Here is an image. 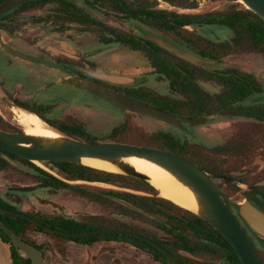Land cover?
Returning a JSON list of instances; mask_svg holds the SVG:
<instances>
[{"label": "trees", "instance_id": "16d2710c", "mask_svg": "<svg viewBox=\"0 0 264 264\" xmlns=\"http://www.w3.org/2000/svg\"><path fill=\"white\" fill-rule=\"evenodd\" d=\"M2 1L3 0H0V2ZM163 1L180 9H196L199 2L202 0ZM38 5L54 6V8L51 9L46 16L36 18L38 23L49 25V27L53 30L64 31L68 24L78 23L87 30L98 31L101 42L107 45L121 44L132 51L141 52L150 63L153 73L168 82L170 89L178 95V98H165L147 90L144 87L131 89V93L129 92L127 94L174 115L188 117H198L202 115H227L228 117L238 116L264 122V104H252L249 106L244 105L248 100L252 99L256 93L257 95L263 93V90L254 75L249 73H240L236 69H227L225 70L226 73L219 75L199 68L201 72L214 76L217 79L216 81L223 88L222 92L218 94H210L203 90L198 83H196L192 73L193 70L197 69L196 66L173 56L141 35L130 34L127 32L125 33L120 29L108 26L103 21H100L99 19L97 20V18L92 16L90 13L94 10L100 11L103 8L116 10L119 17L124 20H132L141 23L149 29L171 36L181 46L204 59L218 60L219 62H222L223 58L230 53L251 50L264 54V20L251 10L243 7L241 3L230 4L227 9L221 11L192 14L180 13L174 10L159 9L157 0H142V2L139 0H132L131 2L128 0H82L80 4L75 0H36L23 4L12 10L10 13L22 11L27 7ZM206 26L223 27L231 31L232 36L227 41L213 40L206 34H202V28ZM186 27H191L192 30H187ZM181 69L186 71V73L181 71ZM47 112V110H40L39 112L35 111L40 119L62 133L83 139L87 142H97V138L88 133L84 127L66 124L54 118H50ZM0 128L3 130L21 131L18 128L6 126L1 118ZM120 130V128H117L112 135L115 136L118 132V137ZM117 137L113 140L120 141ZM164 139H167V141L172 143H178L181 141V139L174 134L166 131H159L151 136L148 144L161 145V143L164 142ZM222 148L223 146L216 148L215 150H221ZM12 161H20L23 165L34 169V171L38 173V178L40 179L41 186L43 187L55 190H58L61 187L78 190L84 188L85 190L82 191L87 194L86 186H74L59 180L37 167L33 162L15 154L0 150V170L6 168ZM53 164L57 166L69 180L110 182L121 178L112 172L95 169L81 164L68 162H55ZM138 181L146 189H153V187L147 182L143 180ZM29 190L30 188H24L20 191L26 192ZM245 193L254 203L256 199H259V196L264 198L263 192L246 191ZM109 194L115 196H126L129 200L134 201L137 206L142 207L150 205L149 202L154 201L150 198L125 193L117 194L113 191H109ZM0 208L18 210L17 207L11 205L1 196ZM151 213L155 214L152 211ZM0 218L16 234L40 250H43L44 246L37 245L35 242L25 239V236L30 231L33 230L48 234L52 237L56 236L55 234L47 232L41 227H38L30 221L20 217L0 214ZM36 218L53 229L67 233H78L96 228L64 216L51 219H44L40 216H36ZM169 219L176 220L175 217H169ZM176 221L181 222L180 228L183 229V231H191L193 235L198 238V250L211 253L219 251L224 254L228 264H242L236 251L230 243L205 220L195 215H191L190 218L183 217L181 221L178 219ZM104 237H122L130 239L144 251L153 253L157 260H162L171 264L168 258L152 245L137 238L125 235L101 234L67 239L81 244H93L100 238ZM0 238L10 247L12 264H32L30 259H25L19 254L11 239L1 227ZM182 238L185 241L184 243L189 245L187 242L188 238L184 235H182ZM162 244L168 249L166 244ZM188 250L191 251L192 248L190 247ZM179 260L182 264H188L181 258H179Z\"/></svg>", "mask_w": 264, "mask_h": 264}, {"label": "flooded vegetation", "instance_id": "af4514ba", "mask_svg": "<svg viewBox=\"0 0 264 264\" xmlns=\"http://www.w3.org/2000/svg\"><path fill=\"white\" fill-rule=\"evenodd\" d=\"M75 1L79 2V4H80V2L82 0H75ZM157 1H159V0H157ZM16 8H18V7H16ZM28 8H30V7H27L26 9H28ZM14 9H12V10H14ZM159 9H161V8H159ZM11 11H9L8 13H6L0 17V95H2L3 98H5L9 101L12 100L15 103H17L19 106H21V107L29 110L30 112L34 113V114H32V113H29V112H26V111H23L20 109H16L13 107L12 111L15 114V120L17 121L19 126L22 127L21 128L19 126H15V128H18L21 131L27 130L25 125L22 123V115L20 114L21 111L32 116V117H34L37 120L40 118L35 113V111L39 112L40 110H43V111L47 110L48 116L50 117L51 115L56 113L55 109H56L57 105L60 104L61 102H63V103L64 102L65 103H72L73 102V103L79 104V103H82V102L88 100L90 103H94L97 105L99 103L102 106L109 109L110 111H120L121 114H125V113L134 114L131 112L122 111V110L118 109L116 106L109 103L108 101L99 98L98 96L94 95L91 92H88L86 90H82L81 88H79L75 85L76 81L80 82L83 80H88V81H92V82L102 84L108 88H111V89L116 90L118 92H121L125 95L133 97L132 95H129L127 93L132 91L131 89L141 88V87H143V85L137 84V85L131 86V87L115 86V85H111L105 81H102L93 75V74H98V73L115 74L111 71L99 70L98 66L96 64L94 65L93 62L90 60V57L97 55L98 52H101L102 49H105V48H108V47H111L114 45H121V44L107 45V44L101 42V40H100L101 44H103L104 47L102 49L95 50V51L91 52L90 55H88L87 53L84 52L81 54L79 53L78 56H69V55H65L62 57L54 56V55L48 53L47 51H45L44 49H41L39 45L34 43L35 41L26 34V30L14 28V25L16 24L15 23L16 19L19 18L21 15L17 14V12L10 13ZM114 11H116V10H114ZM174 11H178V10H174ZM178 12H180V11H178ZM91 15H92V13H91ZM109 16H114L116 18H119L122 22H128V23L135 22L132 20L127 21V20L122 19L121 17H119V14L117 11L114 13L111 12V14L109 13ZM36 18H38V17H36ZM36 18H33L34 24L35 25L48 26L46 32L49 34L66 33V32H68V28L70 25H77L84 32H94L95 33V31H91V30H87V29L83 28V26L81 24H78V23L68 24L67 28L64 31H56V30L51 29L49 27V25H45L43 23L42 24L38 23L36 21ZM97 20H98V18H97ZM100 21H102V20H100ZM103 22L105 24H107L105 21H103ZM108 26H110V25H108ZM111 27H113V26H111ZM114 28H117V27H114ZM117 29H120V28H117ZM186 29L192 30L191 27H186ZM122 32H124V31H122ZM96 34L98 35V31H96ZM130 34H132V33H130ZM5 46H7L13 50L20 51V52L26 53L28 55L34 56V57L51 60V61L57 63L58 65H60L61 67H63L64 71L47 67L46 65H44L42 63L26 61V60H23L21 58H18L17 56L12 55L7 50H5ZM175 62H177V61H175ZM185 62H187V61H185ZM179 64H183V63H179ZM196 67H197V69L192 71L196 83L199 84V82H198L199 78L197 76L199 73H202V74L206 75L207 77H211L212 79H216L212 75H208V74H205L204 72H201L199 70V68H201V67H198V66H196ZM201 69L206 70L205 68H201ZM232 69H235V68H232ZM181 71L186 73V71H184L182 69H181ZM208 72H214L215 74H219V75L226 73L225 70H223V71H208ZM240 73L252 74L256 77V80L258 82L257 76L255 74L251 73L250 71L244 70V71H240ZM151 74H154L153 70H152ZM42 83H43V85H42ZM40 85H42V86H40ZM199 86H200V84H199ZM66 89L73 90L75 92V94L74 93L70 94L68 91H66ZM50 90H54V95L51 96L50 94H47L45 92V91H50ZM255 93H256V91H255ZM258 96L259 95H257V93H256V95L254 97H252V99L248 100L246 103L249 102L250 103L249 105L261 104V103H259V101L257 99ZM133 98H135V97H133ZM135 99H137V98H135ZM142 102H144V101H142ZM145 103H147V102H145ZM149 105H151V104H149ZM166 112H168V111H166ZM134 115H137V114H134ZM138 116L157 120V119L147 117V116H143V115H138ZM175 116H182V115H175ZM213 116H218V115L198 116V117H207L208 118L207 122L205 124L197 125V126H193L190 124H184L183 129H180V128H177L175 126H172L170 124L165 123L171 129L170 131H167V132L174 134L181 139V141L178 143L177 142L172 143V142L167 141V139H164V142L161 143V145L160 144L159 145H156V144L155 145H149L148 144L149 142L128 143V144H134V145L143 146V147H151V148L161 149V150H165V151L180 155V156L186 158L187 160L195 163L196 165L200 166L202 169H204L206 172L210 173L211 175L216 176L213 179V181L220 190H222L223 192L226 193V197H227V201H228V204H227L228 209L233 214V216L236 218V220L239 222L241 227L244 229L246 235L248 236V238L252 242L262 264H264V239L259 238L249 228V226L245 223V221L240 217V214H239V204L243 203L246 200H249L254 206H256L258 209H260L261 211L264 212V198L259 196V199L255 200V203H256L255 204L252 200H250V198L246 195L245 192L246 191H256V190L246 189L244 187V185L260 186V187H264V186L263 185L247 184V183H244L243 180L240 178H235L233 176H230L225 171L224 166L221 164V162H224L223 159L225 158V156H221L223 159L218 158L215 160L213 158H211L210 156H208V155L214 153V151H213L214 148H219L221 146L212 148L211 146H209V144L207 142L198 141V140L193 139L194 138V130L208 124L211 117H213ZM182 117H188V116H182ZM225 117H228V116L226 115ZM235 117H238V116H235ZM50 118H52V117H50ZM189 118H197V117H189ZM238 118H245V117H238ZM246 119H252V118H246ZM40 120L43 121L42 119H40ZM157 121H160V120H157ZM61 122H64V123L70 124V125H79V126L84 127L83 125L78 124L77 122H74V123H67L65 121H61ZM160 122H162V121H160ZM117 128L121 129L118 137H117V135H118L117 131H116L117 134L115 136L112 135V134H114V131ZM126 129H127L126 124L115 125L114 127L111 128V131L109 132V137H107V139L95 136L97 138L96 143H99V142L126 143L125 142V140L127 139ZM1 130H3V129H1ZM32 130L33 129H30V131H32ZM4 131L21 132V131H13V130H4ZM86 131L88 133H90L87 129H86ZM90 134H92V133H90ZM71 137H74V136H71ZM115 137L120 139V141L113 140ZM74 138L84 141L83 139H80L77 137H74ZM85 142H87V141H85ZM89 143H91V142H89ZM14 162L15 161L10 162L9 165H7V167L11 166V165H15V164H13ZM33 163L35 164V162H33ZM36 163L41 164V166H38V164H35V165L37 167H39L40 169H42L43 171H45L46 173L50 174L51 176H53L55 178H58L59 180L67 182L69 184H72L76 181H82V180H69L66 177V175L57 166H55L53 164L55 162H36ZM22 166L26 170H28L27 172L29 174L34 176V178L36 179V184L34 186H16V185H14L13 187L7 188L6 191H4V192L0 191V196L2 198H4L6 201H8L11 205L17 207L18 210H15V211L23 212L26 215L31 216L33 218H36V216H40L44 219L45 218L51 219V218H55V217L64 216V217L71 218V219H74V220L79 221V222L86 223L88 225H91L92 227H96L93 230H96V229H116V230H124V231L134 232V233H137V234H139L143 237H146V238L150 239L151 241L159 244L163 249H165L166 251L171 253L179 262H180L179 258H181L182 260H184L188 264H198L197 261H201L202 256H211V257H215L216 260L219 262V264H228V262L225 259L224 254L222 252L217 251V252L211 253V252H205V251L198 250L197 249V246L199 244L198 238H196L191 231H188V230L183 231V229L180 228L181 222H177L176 220L178 219L179 221H181V219L183 217L190 218L191 215H195L194 213L174 204L173 202L167 200L166 198L164 199V197H162L160 195V192L157 189H155L154 187L151 190L146 189L145 187H143L139 183L138 180H141V179L134 178L131 176L117 174V176H119L121 178L116 179L115 181L89 182V183H94V184L96 183V184H100V185H104V186H111L113 188L103 189V190H93V191L86 190V192H87V194H86V193H83V191L85 190L84 188H82L81 190H78V189L61 187L60 189L55 190L52 188L43 187V186H41V181L38 178V176H39L38 173H36L34 171V169H32L29 166H25V165H22ZM4 169H6V168H4ZM1 170H3V169H1ZM114 174H116V173H114ZM83 182H88V181H83ZM129 183H132V185H130ZM72 185L82 186V187L85 186V185H80V184H72ZM232 185L234 186V188L238 189L240 192H242V193L244 192V199L241 202H236V201L231 200L229 192L227 191V189H225V187L232 186ZM24 188H30V190L26 191V192L20 191L21 189H24ZM61 189H66V190H70V191L79 193V194L89 198V200L94 202V203H100V202L104 203L105 202V203H107V205H112L114 207H117L120 209V215L123 217L132 219L133 216L136 215L137 217H139L141 219H147V220L150 219L152 221H149V222L154 223L153 225L161 233H163L166 238L161 239V238L157 237L156 235L148 233L139 227L132 226L133 224L130 225V223L128 224L127 222L115 223V224H111V225H109V224H107V225H99V224L93 225V224H89L86 221H81L75 217L69 216V215H67L63 212H60V211L57 213L58 215H54V214L48 215L45 212H42L36 206L35 202H40L41 200L46 201V203L49 205L52 202H55L53 197L56 196V193H58ZM109 191H113L117 194L118 193H121V194L125 193V194H131V195H135V196L150 198V199H153L154 201L149 202L150 205H145L143 207L137 206L134 203V201L129 200L128 198H126V196H119V195L115 196V195L109 194ZM259 192H261V191H259ZM19 193H32L33 198L29 199V200L24 199L23 197H21L19 195ZM41 194H45V195H41ZM6 196L8 198H10L11 201L8 200L6 198ZM114 198H119V199L125 200L126 202H128L132 206H134L135 209L130 208L128 206H125L119 202H116L114 200ZM130 199H132V198H130ZM12 201H15L16 203L12 202ZM161 202H162V204H161ZM151 211L154 212L155 214H152ZM168 216L170 218L175 217L176 220H172V219L170 220ZM195 216H197V215H195ZM86 231H90V230H86ZM31 234H38L41 236L42 235L47 236V237H49L48 238L49 242L38 243L37 241H35L31 238V236H32ZM104 234H111V233H104ZM98 235H101V234H98ZM116 235H125V234H116ZM182 235H184L188 238V241L187 240L186 241L189 243V245L184 243L185 241L183 240ZM125 236L133 237L130 235H125ZM57 237L63 238L64 240L69 241L70 244H75L77 246H82V247H92V246L98 245V246H101V250H103V251H106V250H104L105 248H109L112 246L115 249H118L119 252H121L119 254L121 257L123 256V254L141 253V255H143L149 261H154L155 263H160V264H169V263H166L165 261L157 260L154 257L153 253H150L148 251H144L143 249L138 247L130 239L122 238V237H104V238H100L97 242H95L93 244H81V243H77L75 241L69 240L65 237H61L58 235H56L55 237H52L48 234H44V233H40V232H36V231L32 230L25 236V239H28L32 242H35L37 245L44 246L43 250H40V249L39 250L42 251V253L45 257L48 253L52 252L53 247L55 246V245H53L54 242H59L56 244L55 247H57V246L59 247V245H61L60 241H62V240L57 241V239H56ZM133 238H136V237H133ZM70 239H72V238H70ZM137 239H139V238H137ZM139 240H141V239H139ZM142 241H144V240H142ZM144 242H146V241H144ZM146 243L152 245L155 249L160 251L165 257H167L160 249L155 247L153 244H151L149 242H146ZM162 243L166 244L168 249L165 248ZM64 244H66V242H64ZM190 247L192 248L191 251L188 250ZM106 253H108V251H106ZM116 256H117L116 253L101 254V259H104L102 261H105V260L110 261L112 257H116ZM78 257H82V256H80V254H78ZM84 257H85V259H84L85 262H83L84 264H101V262H99L101 260H99V259L97 260L95 258V256L93 257L92 255H90L89 257H87L84 255ZM168 260L171 262V264H174L169 258H168ZM180 263L182 264V262H180ZM102 264H107V263H102Z\"/></svg>", "mask_w": 264, "mask_h": 264}, {"label": "rangeland", "instance_id": "374dc122", "mask_svg": "<svg viewBox=\"0 0 264 264\" xmlns=\"http://www.w3.org/2000/svg\"><path fill=\"white\" fill-rule=\"evenodd\" d=\"M131 2L132 0H128ZM142 2V0H139ZM231 0H202L196 9H180L171 6L163 0L158 1V7L166 10H178L180 13H207L212 11H221L227 9L230 4H236ZM242 4V3H241ZM243 7L246 8L244 4ZM52 5H38L17 12L21 16L16 19L14 28L26 30V34L32 38L41 49L54 56H78L79 53H87L90 55L95 50L102 49L99 35L94 32H84L77 25H70L66 33L46 32L48 26L35 25L33 18L46 16L53 9ZM247 9V8H246ZM106 11V13H105ZM116 12L113 9L103 8L102 10L92 11V15L98 19L105 21L108 25L120 28L122 31L132 34H138L144 37V32L152 33L161 36L170 41L177 43L171 36L164 33L149 29L138 22H122L119 18L109 16ZM190 30L191 29H187ZM202 34H206L209 38L216 41H227L231 38V31L219 26H206L202 28ZM90 60L98 66L99 70L111 71L115 74L138 76L140 77L139 85H143L147 90L154 92L165 98H178L168 82L151 74L152 68L147 58L138 51H132L122 45H114L98 52L97 55L91 56ZM222 63H237L239 67L235 68L238 72L250 71L255 74L258 79L263 93L258 96V101L264 104V54L255 51H245L238 53H230L223 58ZM198 82L203 90L210 94H218L222 92V86L211 77L199 73ZM43 85V83H42ZM40 85V86H42ZM70 94H75L71 89H66ZM51 96L54 95V90L45 91ZM83 95V94H82ZM81 96V95H80ZM14 101H9L0 95V118L6 126H19L15 120L13 113ZM250 103H245L248 106ZM56 113L50 117L65 121L67 123L77 122L83 125L90 133L100 138L109 137L111 128L115 125L126 124V143H145L149 142L151 136L159 131H170L171 129L163 122L149 119L146 117L134 114H121L120 111H110L106 107L98 103H90L88 100L82 103H63L57 105ZM44 122V121H43ZM45 123V122H44ZM46 124V123H45ZM49 126L48 124H46ZM20 127V126H19ZM50 127V126H49ZM22 128V127H21ZM51 128V127H50ZM1 129V128H0ZM10 129V128H7ZM194 140L207 142L209 146H223L221 150L213 149L214 153L210 154L211 158L218 159L225 156L224 166L225 171L235 178H240L244 183L263 185L264 186V122H258L253 119L213 116L208 124L194 130ZM222 161V160H221ZM13 164L0 170V191L4 192L7 188L16 186H34L36 179L29 174L20 161H15ZM21 164V165H20ZM38 166H41V164ZM72 184L85 185L89 191L103 190L113 188L83 181H76ZM132 185V183H129ZM229 192L231 200L241 202L244 199V192H240L234 186L225 187ZM24 199H32V193H19ZM45 195V194H41ZM55 202L50 205L46 201L41 200L35 202L36 206L46 214H54L63 212L69 216L75 217L81 221H86L89 224L111 225L115 223L127 222L141 228L142 230L156 235L157 237L166 238L153 224L147 219H141L136 215L132 219L120 215V209L107 203H94L89 198L66 189H61L56 196L53 197ZM25 206V205H24ZM33 235V234H31ZM40 238L48 239L47 236L38 235ZM60 241L59 247H53L52 253L56 260H68L74 257L77 250L70 247L69 241L63 238H56ZM42 240V239H41ZM66 242V244H64ZM75 247V246H74ZM76 248V247H75ZM100 248V249H99ZM60 249V250H59ZM78 254L80 256L89 257L92 255L99 262L107 264H160L154 261H149L141 253L123 254L114 247L101 250V246L80 247ZM101 251V252H100ZM116 253V257L111 260L101 259V254ZM198 264H219L215 257L202 256Z\"/></svg>", "mask_w": 264, "mask_h": 264}, {"label": "water", "instance_id": "95a60500", "mask_svg": "<svg viewBox=\"0 0 264 264\" xmlns=\"http://www.w3.org/2000/svg\"><path fill=\"white\" fill-rule=\"evenodd\" d=\"M32 1L36 0H4L0 3V17L12 9ZM231 1L244 4L247 9L251 10L264 20V0ZM143 34L147 40L158 47L195 66L205 68L207 71H223L239 67L237 63H222L218 60L204 59L180 44L161 36L146 32ZM5 50L23 60L42 63L47 67L64 71L63 67L51 60L34 57L13 50L7 46H5ZM93 75L96 78L115 86L131 87L140 82V77L138 76L106 73ZM75 85L82 90L91 92L99 98L108 101L122 111L151 117L180 129L184 128V124L197 126L205 124L208 120L207 117L189 118L175 116L169 112L96 82L83 80L80 82L76 81ZM13 106L14 108L32 113L18 104H13ZM55 131L57 136L46 137L30 135L23 130L21 132H8L0 129V150L15 154L31 162H68L84 165L82 163L83 159L98 160L108 163L116 168L118 171L116 174L138 178L151 185V175L137 170L134 166L124 161L126 158L145 160L166 171L176 182L181 184L191 193L195 209H189L188 211L208 222L220 234H222L237 252L238 257L243 264H262L244 229L228 209L226 193L220 190L214 183L213 179L216 176L211 175L186 158L165 150L121 142L89 143L68 136L60 131ZM244 187L249 190L264 192V187L252 185H244ZM114 200L135 209L134 206L125 200L119 198H114ZM0 214H7L26 219L48 232L65 238H79L104 233L130 235L153 244L174 264H181L171 253L163 249L159 244L134 232L116 229H96L79 233H66L53 229L23 212L0 208ZM239 214L249 228L259 238L264 239V212L254 206L249 200H246L239 204ZM0 227L9 236L15 248L23 258L30 259L32 264H45V257L42 251L16 234L2 221L1 218Z\"/></svg>", "mask_w": 264, "mask_h": 264}, {"label": "bare ground", "instance_id": "6f19581e", "mask_svg": "<svg viewBox=\"0 0 264 264\" xmlns=\"http://www.w3.org/2000/svg\"><path fill=\"white\" fill-rule=\"evenodd\" d=\"M20 114L22 115V123L27 129L23 131L27 134L46 137L57 136L56 131L52 127L50 128L49 126L45 125V123L40 119H37L40 122L39 123L34 117L22 111L20 112ZM30 129L33 130L30 131ZM124 161L134 166L137 170L151 175V185L160 192V195L162 197L187 210L195 209L194 200L191 193L181 184L176 182L174 178L170 176L166 171L145 160L138 158H126L124 159ZM82 163L85 166L93 167L107 172H118L116 168L112 167L110 164L98 160L83 159Z\"/></svg>", "mask_w": 264, "mask_h": 264}, {"label": "crops", "instance_id": "0c3cea01", "mask_svg": "<svg viewBox=\"0 0 264 264\" xmlns=\"http://www.w3.org/2000/svg\"><path fill=\"white\" fill-rule=\"evenodd\" d=\"M6 198L8 200H10V198H8L7 196H6ZM12 202H15V201H12ZM31 238L33 240L37 241L38 243L49 242L48 239H43V237L40 238L38 236V234H33L31 236ZM57 243H59V242H54L53 245L56 246ZM70 247H73L75 250H77V252L75 253L74 257H72L69 260L67 258H65V260H56L55 255L52 252H50V253H48L45 256V264H84L83 262H85V260H84L85 257L84 256L78 257V252L81 251V250H79V248L82 247V246H77L75 244H70ZM0 264H12L10 247H9L8 244L4 243L1 240V238H0Z\"/></svg>", "mask_w": 264, "mask_h": 264}]
</instances>
